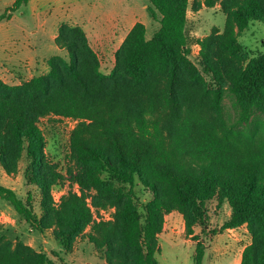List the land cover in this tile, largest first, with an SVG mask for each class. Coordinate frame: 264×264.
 <instances>
[{"label":"trees","instance_id":"16d2710c","mask_svg":"<svg viewBox=\"0 0 264 264\" xmlns=\"http://www.w3.org/2000/svg\"><path fill=\"white\" fill-rule=\"evenodd\" d=\"M27 2L15 0L0 22ZM147 2L157 32L147 39L135 23L109 72L101 71L85 32L62 23L54 43L67 59L50 57L45 74L17 85L0 79V165L11 176L25 157L24 179L40 192V214L30 196L23 202L2 187L0 196L36 232L51 231L60 252L85 237L106 264H159L158 236L173 212L196 241L193 264H202L205 247L194 227L205 226L216 201L230 209L220 230L245 226L250 236L239 264H264V53L248 59L238 41L251 22H264V0ZM216 6L224 27L196 40V65L187 14ZM49 116L76 121L67 173L79 193L69 191L57 206L51 190L63 176L48 161L38 126ZM137 186L149 193L143 204ZM106 209L111 219L96 222L92 210ZM0 264L58 263L0 232Z\"/></svg>","mask_w":264,"mask_h":264},{"label":"rangeland","instance_id":"374dc122","mask_svg":"<svg viewBox=\"0 0 264 264\" xmlns=\"http://www.w3.org/2000/svg\"><path fill=\"white\" fill-rule=\"evenodd\" d=\"M15 0H0V15L9 8ZM47 1V2H45ZM147 0H31L13 12L9 20L0 24V47L5 42L13 41L14 45L23 46L33 43L44 31L41 30L42 20L49 23L58 19L64 23L79 24L95 17L99 22L115 29L104 33L100 37H89L90 45L98 55L101 71L107 73L114 64V53L122 44L134 23H142L146 28V38L151 39L159 28V23L152 20L147 11ZM61 6V7H59ZM49 7L48 11H45ZM45 11V12H44ZM51 19V20H50ZM186 34L191 49L190 60L198 64L199 46L196 40L207 36L212 28L222 30L225 16L219 6L212 9L202 8L197 13L188 12ZM85 23V22H84ZM45 37L52 35L50 26H46ZM36 32V34H34ZM248 59L264 53V22H251L238 38ZM57 46V45H56ZM51 45L38 46L41 53L36 57V51L26 56L19 63H10L0 60V79L10 85H17L28 81L32 77L45 74L48 71L47 60L52 56H62L67 59L65 50ZM38 52V50H37ZM35 57V58H34ZM0 59H2L0 57ZM8 70V72H7ZM224 111L230 122L235 119L229 98L224 100ZM38 126L45 138V154L51 163L57 166V172L63 176L60 185L52 188L51 193L59 192L63 195L69 191L78 193L76 185L72 184L67 169L72 165L69 160V135L74 123L62 117H45L39 120ZM26 159L23 157L18 165L16 174L6 175L0 165V187L9 189L26 202L31 197V206L34 214H40L39 203L41 195L35 186L28 185L24 179ZM62 190V191H58ZM137 201L143 204L149 199V193L137 186ZM56 191V192H55ZM207 222L204 227H194V236H197L205 247L202 264H238L241 250L250 242V236L245 226L237 229L221 231L222 224L228 219L230 209L227 204L217 205L211 201L207 206ZM102 212V213H101ZM97 213V214H96ZM93 215L110 219L111 210H93ZM89 228L86 230V232ZM0 232L12 242L17 240L32 247L36 251L45 252L58 264H106L94 247L85 237H79L68 254L60 252L61 249L51 231L43 234L36 232L26 224L16 213L13 207L0 196ZM196 241L187 237L184 232L182 217L173 212L164 219V227L158 236L159 253L156 255L159 264H193ZM53 253L58 254L55 257ZM60 258L63 261H60Z\"/></svg>","mask_w":264,"mask_h":264},{"label":"crops","instance_id":"0c3cea01","mask_svg":"<svg viewBox=\"0 0 264 264\" xmlns=\"http://www.w3.org/2000/svg\"><path fill=\"white\" fill-rule=\"evenodd\" d=\"M30 1L31 0H28L27 4ZM45 2H47V1H45ZM59 7H61V6H59ZM48 10H49V7L45 11H48ZM96 19L97 18L95 17V21H94V19H92V17H91V18L88 19V21H83L81 23V26H79V24H73V23H71V24L67 23V24L72 25V26L80 27L85 32L87 38H89V37H97V36L100 37L104 33H107L109 31H113L115 29L113 26L107 25L108 22L103 24V23L99 22ZM62 23H64V22H61L58 19L52 21L51 23H49L48 20H42V22L40 24V27H41V30L44 31V32L40 36H38V38L36 39V42L33 43L34 44L33 45V48H34L33 51H36L35 54H34L35 57L38 54L41 53V48L39 49L38 46H43L44 47L48 43H51V45L53 44V45L56 46V44L54 43V40H55V38L57 36L58 27ZM0 26H1V24H0ZM46 26H50V28L52 30V35H50L48 37H45V35H44V33L46 34V31H47ZM34 34H36V32H34ZM89 43H90V40H89ZM31 46L32 45L30 43H28L27 45H23V46H18V45L16 46V45L13 44V41H11V44H10L9 41L8 42L6 41L5 45L0 47V57L2 58L0 60H5V61L10 62V63L11 62L12 63H15V62L19 63L26 56L32 55L33 51L31 50ZM56 47H58V46H56ZM37 50H38V52H37ZM7 72H8V70H7ZM171 215H172V213L166 215L164 219H166V217H169ZM243 248H242V250H243ZM242 250H241V252H242ZM240 257H241V254H240L239 258ZM239 262L240 261L238 260V264H239Z\"/></svg>","mask_w":264,"mask_h":264},{"label":"built area","instance_id":"2783aa9c","mask_svg":"<svg viewBox=\"0 0 264 264\" xmlns=\"http://www.w3.org/2000/svg\"><path fill=\"white\" fill-rule=\"evenodd\" d=\"M65 119H68V118H65ZM70 121H72L71 119H69ZM73 123H74V125H75V123H76V121H72ZM78 188V187H77ZM58 191H62V190H58ZM56 192V191H55ZM78 193H79V191H78ZM77 193V194H78ZM59 194V196H57L56 195V193H51V196H52V199H53V202H54V205H58L59 204V202H60V198L63 196V194L61 193V192H59L58 193ZM108 210H111L112 211V213H113V209H108ZM92 213H93V210H92ZM102 213V212H101ZM97 214V213H96ZM112 216V215H111ZM93 219L96 221V222H99V221H107V220H110V219H107V220H105V219H103L102 217L101 218H99V217H96V215H93Z\"/></svg>","mask_w":264,"mask_h":264}]
</instances>
